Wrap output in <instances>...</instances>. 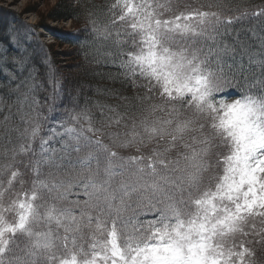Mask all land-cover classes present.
Masks as SVG:
<instances>
[{
  "label": "snow or ice",
  "instance_id": "1",
  "mask_svg": "<svg viewBox=\"0 0 264 264\" xmlns=\"http://www.w3.org/2000/svg\"><path fill=\"white\" fill-rule=\"evenodd\" d=\"M111 7L130 29L118 40L131 48L121 53L125 77L145 89L138 100L154 93L160 103L132 116L106 106L114 132L95 128L87 109L70 111V123L48 137L40 136L43 117L34 122L28 142L0 165L8 174L0 179V264H251L255 253L236 237L264 218V72L237 92L227 62L236 49L216 43L246 14L184 0ZM261 49L249 63L264 69V42ZM53 137L64 138L59 154L46 147ZM116 148L141 154L124 157ZM73 152L85 154L73 161ZM18 156H29L34 178L30 191L13 196L14 184H24ZM75 188L83 203L69 200Z\"/></svg>",
  "mask_w": 264,
  "mask_h": 264
},
{
  "label": "trees",
  "instance_id": "2",
  "mask_svg": "<svg viewBox=\"0 0 264 264\" xmlns=\"http://www.w3.org/2000/svg\"><path fill=\"white\" fill-rule=\"evenodd\" d=\"M200 1L205 7L216 3L227 5L231 10L226 11L229 15L246 14L239 22H233L222 29L216 43L236 49L235 60L228 59L227 62L232 65L231 71L236 75L239 84L237 90H247L248 86L252 85L249 80L255 83L264 72L257 64L248 62L249 55L256 61L261 58V43L251 36V32L259 31L260 39L264 42V0ZM115 3L116 0H76V3L72 4L67 0H59L44 14V21L37 25H30L22 21L20 15L14 11L0 7V140L3 144L0 146V165L10 162L13 149L28 142L29 128L40 117H43L41 130L46 137L50 135L48 129L56 128L61 131L58 127L61 122L70 123V111L79 112L82 109L91 113L95 128L114 132L117 129L108 127L107 120L103 118L112 115L106 106L116 107L119 112L132 116L137 115L141 108L149 103H160L159 97L154 93L148 94L153 97L151 100H138V96L145 95V89L132 88L124 75V69L120 67L121 60L126 59V55L122 56L121 53L126 54L131 48L126 42L118 43V40L124 41L125 31L128 29L117 19L121 13L119 8L111 7ZM69 19L79 26L78 31H60L48 23ZM25 26L32 28L28 35ZM93 26L97 31H93ZM40 27L49 31L58 45L67 44L75 48L74 57L77 64L72 74H66L62 71L63 67L57 66L52 48L54 45L46 44L40 39ZM16 32L22 35L15 36ZM117 32L120 33L119 37ZM17 37L20 39L17 40ZM242 45L248 49L247 54H240ZM27 75L30 76L28 79ZM122 97L127 99H121ZM54 106L63 112L50 119L56 112ZM1 123L8 127L1 129ZM100 138L105 143L109 142L106 137ZM49 142L54 144V149L59 154L64 138L53 137ZM39 144V139L31 144L37 153ZM113 150L124 157L131 156L130 152H137L132 148ZM84 154L73 152L71 159L75 161L78 156ZM6 155L9 159H5ZM29 156L17 157V160L24 162L17 165L24 180V190L31 189V181L34 178L31 168L25 167ZM212 159L215 160L216 157L213 156ZM7 175L0 171V179L6 178ZM16 184L19 183L14 185ZM72 192L69 200H79L83 203L86 199L81 189L75 188ZM255 264H264V246Z\"/></svg>",
  "mask_w": 264,
  "mask_h": 264
},
{
  "label": "rangeland",
  "instance_id": "3",
  "mask_svg": "<svg viewBox=\"0 0 264 264\" xmlns=\"http://www.w3.org/2000/svg\"><path fill=\"white\" fill-rule=\"evenodd\" d=\"M59 0H0V7L7 9V10H12L14 13L21 15L23 21L30 23L31 25H36L40 21H44V14H47V10L56 4ZM67 2H71L72 4L76 3V0H67ZM184 2L188 3V5H193L196 4L192 2V0H184ZM48 22V21H46ZM50 25L58 28L60 31H70V32H76L79 30V26L71 19L68 21H58V22H48ZM41 34V39L44 41L46 44H53L52 46L53 51L55 52V58L57 62V66H61L62 71H64L66 74H72L73 71L76 70V59H75V48H73L70 45L63 44V45H58L57 40L54 38V36L47 31L44 28H41L39 30ZM262 33H264V30H262ZM22 35L20 32H16L15 36ZM251 36L254 39H258L260 43H262L260 37L261 33L259 31H254L252 30ZM17 39V38H16ZM236 42H239V40H236ZM249 62V60H248ZM30 77L27 75V79ZM76 98L78 100V94L76 95ZM229 99H234V98H229ZM78 102V101H77ZM2 124L1 129H5L8 127V125ZM34 126V125H33ZM31 126L29 128V133L32 129ZM41 137H46L44 131L41 130L40 133ZM39 139V138H38ZM34 142V141H32ZM0 146H3L2 141L0 140ZM46 147L49 148H54V144L48 141V144ZM18 191H30L29 190H24L23 186L20 184H16L13 187L12 194L13 196L15 195L16 192ZM8 197H5V201L7 202ZM245 231L248 233L246 236H241L237 235L236 241L239 244L241 241L244 243L252 244L255 242H260L261 238H264V218H261L257 216L255 218V221L253 223H250ZM255 232L256 234H253ZM251 259V258H250Z\"/></svg>",
  "mask_w": 264,
  "mask_h": 264
}]
</instances>
